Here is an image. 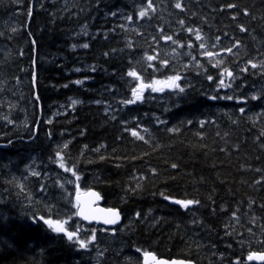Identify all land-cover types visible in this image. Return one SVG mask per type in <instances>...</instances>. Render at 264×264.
Segmentation results:
<instances>
[{"label":"trees","instance_id":"1","mask_svg":"<svg viewBox=\"0 0 264 264\" xmlns=\"http://www.w3.org/2000/svg\"><path fill=\"white\" fill-rule=\"evenodd\" d=\"M180 2L183 11L176 0H153L155 11L139 18L147 0H0V98L6 92L17 107L0 103V264H143L144 251L248 264L249 251L264 252V99H250L264 93V0ZM130 70L144 82L179 75L185 92L147 90L143 102L121 105L137 83ZM60 161L81 175L80 190L121 211L122 226L77 220L66 199L76 184L54 176ZM33 213L67 220L81 239L96 229V241L79 249L33 223Z\"/></svg>","mask_w":264,"mask_h":264},{"label":"snow or ice","instance_id":"2","mask_svg":"<svg viewBox=\"0 0 264 264\" xmlns=\"http://www.w3.org/2000/svg\"><path fill=\"white\" fill-rule=\"evenodd\" d=\"M174 7L176 9H180L181 11L184 10L180 0H176ZM226 7L228 9H235L238 11H242L243 15L246 17H250L252 15L251 12L247 8H244L241 10L240 6L238 4L228 3L226 5ZM154 11H155V7H154L153 0H147L146 5L142 6L136 15L139 18H146L149 16L150 12H154ZM30 12H31V10H29V14H30ZM111 14L113 16H115L116 12H112ZM126 19L131 21L133 19V17L127 16ZM232 19L236 20L237 16H233ZM179 23L181 25H184L185 21L181 20V21H179ZM239 30L241 32H246L247 28L244 25H239ZM187 31L189 33H192L194 30L189 27V28H187ZM162 38L165 40H172L171 36H162ZM195 39L197 41H202V37L199 33V30H196V32H195ZM216 39L219 40L220 38L217 37ZM175 42L176 41H173V43H175ZM238 45H239V41L236 42L234 47H237ZM73 47H75V45H73ZM81 47H83L84 49H87V48H89V44L83 43L81 45ZM189 47H191V45H189ZM200 48H202V49L205 48V43L203 41L200 43ZM226 51L231 52L232 48H227ZM204 54L207 55L208 57H212L214 55V53L211 51H206ZM104 55L107 56L108 53H104ZM146 59L148 61H152L154 59V57L151 55H148L146 57ZM164 63H166V61ZM216 63L218 65L221 63V61H217ZM248 63L251 64L252 68L257 67V65L255 63H253L252 61H248ZM149 67H151V65H149ZM91 70L95 71L96 69L93 66ZM76 71H80V69L77 68ZM240 71L246 72L247 68H242V69H240ZM224 72L227 73L228 77L235 79V77L233 76V72L229 71L227 68L224 69ZM220 75L223 76V73H221ZM127 76L134 78V80L137 81V83L135 84L134 87H131V89H130L131 98L120 100L119 103L121 105H133V104H136L138 102H143V100L145 99L144 93L147 90H150L153 93L164 92L165 89L173 90L177 93H184L185 92V88L182 87L178 83V81H180V79H181V77L179 75L168 76L165 80L152 79L150 82H144V80L141 78L140 75H138L137 71H135V70L128 71ZM207 78L209 80L213 79V77L210 75ZM75 83L81 84L83 82L80 80H77V81H75ZM219 84L221 86H224V87H231L232 86L231 83L225 85L223 79H220ZM64 86L67 87V85H64ZM241 87H242V85H241ZM37 99H38V97H37ZM209 99H229V100H231V99H233V97L232 96H224V97L209 96ZM250 99L251 100L264 99V93H261L260 95L252 94ZM71 103H72V105H76L77 103H80V101L72 100ZM97 103H99V101H97ZM239 111L241 113H244L245 109L242 107L239 109ZM113 118H115V117H113ZM160 123H164V121H160ZM189 123H191V121H189ZM144 130L147 131V129H144ZM168 131H170V132L171 131H178V129H168ZM50 135H51V133H49V136ZM132 135L134 137H137L140 140H144V137L139 135L136 131H132ZM64 147L67 148L68 145L65 144ZM57 156L58 157L60 156L59 152L57 153ZM101 159H103V157H101ZM59 166L61 168H63L65 172H71V175L73 177H75V181L68 180L67 183L71 184L74 182L81 181L82 177H81V175H79L77 173V171H74L72 168L66 167L64 163H61ZM171 167L175 169V168H177V165L175 163H173L171 165ZM32 174L34 176L39 175V173H37V172H33ZM60 187L63 188V185H60ZM41 190L43 191V188ZM87 196L89 197V199L87 201L83 202L84 207H81L82 201H81V196H80V185H79V183H76V204L73 206L80 209L79 212L77 213L79 216H81L84 220H95L96 222H98L102 225H115V224H117V222L119 220V213L116 212L114 209H112V208H107V209H99V208L94 209V208H92V204L95 201L100 199L98 193L89 191L87 193ZM164 199L167 200V199H169V197L165 196ZM173 202L175 204L180 205L181 207H183L185 209H187L189 205L199 203V201H196V200H174ZM69 203H71V201H69ZM52 207H54V204L46 205V208L48 211H51ZM136 216L139 217L140 214L137 213ZM31 219H32L33 223L39 224L42 227H46V229H50L53 233L63 234V236L66 237L68 241H71V242L75 243L76 245H78L79 249H87L90 244H93L96 241V237H97V230L96 229H91L90 235L86 236V238H84V239H81L80 235H79V228H77L74 231H69L66 229L65 224L68 223L67 220L53 219V218H51V216H48L44 213H41V214L33 213L31 216ZM103 230L104 229H101V231H103ZM251 231L252 230L249 229V232H251ZM136 251L140 252L141 249L137 248ZM98 255H102V253L98 252ZM246 259L248 261L257 260V261L264 262V252L249 251ZM143 264H169V262L158 260L156 258V256L151 251H144L143 252ZM170 264H185V262L184 261H171ZM235 264H242V261L237 260L235 262Z\"/></svg>","mask_w":264,"mask_h":264},{"label":"water","instance_id":"3","mask_svg":"<svg viewBox=\"0 0 264 264\" xmlns=\"http://www.w3.org/2000/svg\"><path fill=\"white\" fill-rule=\"evenodd\" d=\"M90 191L98 193V194H99V197H100L99 200L95 201V202L92 204V208H94V209H95V208H99V209H107V207H105V206L103 205V204H104V199H103V197L100 195V193H99L98 191H96V190H90ZM88 192H89V191H87V192H81V190H80V196H81V201H82L81 207H84L83 202H85V201H87V200L89 199V197L87 196V193H88ZM74 201L76 202V194H75V196H74ZM112 209H114V208H112ZM79 210H80V209H77V211H76V217H77V219L80 220L81 222H83L84 224L88 225V226H97V227H100V228H105V229H108V230H113V229H116V228L122 226L123 221H124V217H123L121 211L118 210V209H114L116 212L119 213V220H118L117 224H115V225H102V224L96 222L95 220H84L81 216H79V215L77 214V213L79 212ZM156 258H157L158 260L167 261V262H169V264H170L171 261H184L185 264H196L195 262L187 261V260H179V259L168 260V259H163V258L160 259V258H158L157 256H156ZM248 262H250V263L253 262V263H256V264H263V263H264V262L257 261V260L248 261Z\"/></svg>","mask_w":264,"mask_h":264},{"label":"rangeland","instance_id":"4","mask_svg":"<svg viewBox=\"0 0 264 264\" xmlns=\"http://www.w3.org/2000/svg\"><path fill=\"white\" fill-rule=\"evenodd\" d=\"M13 101L14 100L10 97V95L6 94V92H4V95H2V97L0 98V103H2V104L5 103L6 107H8V110H10L11 112L13 110H16L17 109V107L14 108ZM61 163H62V161H60L57 164V166H58V170L61 169L62 172H57L56 174H54V176L58 174L64 180L65 184H69V183H67L68 180L75 181L70 175H67V172H65L63 168H61L59 166ZM45 168H47V167H45ZM39 169H40L39 167H36V170H33V172L39 171ZM48 172H51V171H48ZM48 172L47 173H44V174H46V178H52L53 177L52 174L51 173H48ZM75 184H76V182L71 183V186H74ZM66 199H70L71 201H73V198H70V196H68ZM76 209L77 208L75 207V213H76Z\"/></svg>","mask_w":264,"mask_h":264}]
</instances>
